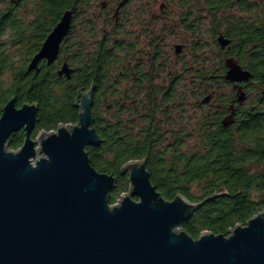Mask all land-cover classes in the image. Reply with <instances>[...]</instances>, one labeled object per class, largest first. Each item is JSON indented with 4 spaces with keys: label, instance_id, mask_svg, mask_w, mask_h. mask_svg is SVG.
<instances>
[{
    "label": "trees",
    "instance_id": "16d2710c",
    "mask_svg": "<svg viewBox=\"0 0 264 264\" xmlns=\"http://www.w3.org/2000/svg\"><path fill=\"white\" fill-rule=\"evenodd\" d=\"M95 1L43 0L28 8V15H0V116L15 96L18 106L39 103L33 137L60 123H76L78 94L95 83L94 126L103 141L86 149L97 170L117 177L110 203L129 188L122 166L146 158L152 183L167 199L183 194L204 202L183 223L195 238L204 231L228 234L264 210V103L259 101L264 98V0H178L190 18L198 17L188 23L186 72H141L145 80L136 84L124 82L133 80L132 74L119 71L112 19L107 17L110 28L104 31L115 40L112 45L90 50L85 42L98 21L90 10ZM68 9L79 25L72 28L77 46L70 57L72 80L59 78L53 66L29 71L42 40ZM220 35L231 43L223 48ZM228 57L252 73L240 83L244 91L257 92L252 103H240L238 88L225 78ZM222 84L230 86L228 92ZM209 94L215 102L204 101ZM191 107L195 117L187 114ZM229 107L234 117L225 125ZM24 138L23 129L12 133L10 148H19Z\"/></svg>",
    "mask_w": 264,
    "mask_h": 264
},
{
    "label": "water",
    "instance_id": "95a60500",
    "mask_svg": "<svg viewBox=\"0 0 264 264\" xmlns=\"http://www.w3.org/2000/svg\"><path fill=\"white\" fill-rule=\"evenodd\" d=\"M73 11L66 10L49 33L28 70L45 58L52 63L68 34ZM224 48L231 40L219 36ZM180 49V46H177ZM225 78L246 99L241 82L252 73L234 57L226 59ZM68 64L59 70L70 77ZM95 83L80 90L78 122L60 123L32 136L39 103L16 104L15 96L0 116V264H264V210L228 234L190 235L183 223L204 202L183 194L167 199L152 183L147 159L122 166L129 190L110 204L117 177L97 170L86 146L102 143L93 112ZM212 94L204 98L209 102ZM233 108V107H232ZM234 112L223 120L232 123ZM23 129L17 148L8 139Z\"/></svg>",
    "mask_w": 264,
    "mask_h": 264
},
{
    "label": "flooded vegetation",
    "instance_id": "af4514ba",
    "mask_svg": "<svg viewBox=\"0 0 264 264\" xmlns=\"http://www.w3.org/2000/svg\"><path fill=\"white\" fill-rule=\"evenodd\" d=\"M42 1L0 0V15L8 18L20 14L28 15V8L42 4ZM90 10L98 21L91 24V32L85 42L90 50H94L98 44L112 45L115 40H109L104 32L110 28V25L106 23L107 17L112 19L116 26L115 37L119 44L115 50L121 57L119 71L121 74H132L133 78L132 80L126 77L123 79L124 82L134 84L137 81H144L145 77L139 74L141 72L154 73L156 70H165L169 73L186 72L185 69L188 66L187 41L190 35L188 23L189 20L193 21L198 17H189V11L184 2L178 0H96L92 2ZM56 24L46 34L40 48ZM77 24L76 18H73L68 34L60 44L56 59L48 63L47 59L43 58L38 64L37 71L42 69V66H53L59 78L72 80L74 71L68 77L66 74H60L59 70L64 64L75 69L70 57H72V50H77L75 41L72 42V28L78 29ZM177 46H180L179 50ZM245 91L246 102L252 103L257 92L247 88ZM259 101L264 103V98L260 96ZM233 103L232 110L235 111L237 104L235 99L232 100L231 104ZM228 109L229 112L226 115L232 112L230 107Z\"/></svg>",
    "mask_w": 264,
    "mask_h": 264
},
{
    "label": "rangeland",
    "instance_id": "374dc122",
    "mask_svg": "<svg viewBox=\"0 0 264 264\" xmlns=\"http://www.w3.org/2000/svg\"><path fill=\"white\" fill-rule=\"evenodd\" d=\"M97 1H99V0H97ZM137 1V0H136ZM170 47H171V45H170ZM186 54H187V57H188V54H189V51L187 50L186 51ZM189 76H191L190 74H189ZM185 81V80H184ZM183 81V82H184ZM215 85V86H214ZM213 86L215 87V89L217 88V85L216 84H214ZM223 85V84H222ZM223 88H224V90H223V92H228V90L230 89V86H227L226 84H224L223 85ZM184 90V89H183ZM212 100H213V96H212V98H211ZM216 100H214V101H209L210 103H213V102H215ZM187 114H188V116H192V117H195L196 116V111H195V109H193L192 107L191 108H189V110H188V108H187ZM186 114V115H187ZM128 190H129V188H128ZM127 190V191H128ZM118 198H121V194L117 197V199ZM116 199V201L115 202H113V203H110V204H114V203H117V202H119L120 200H117Z\"/></svg>",
    "mask_w": 264,
    "mask_h": 264
}]
</instances>
